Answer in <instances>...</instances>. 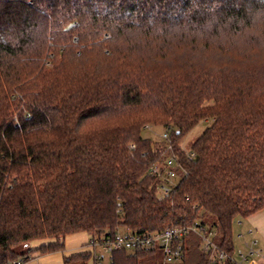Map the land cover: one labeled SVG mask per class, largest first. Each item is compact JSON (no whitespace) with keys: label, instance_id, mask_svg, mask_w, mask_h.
<instances>
[{"label":"trees","instance_id":"trees-1","mask_svg":"<svg viewBox=\"0 0 264 264\" xmlns=\"http://www.w3.org/2000/svg\"><path fill=\"white\" fill-rule=\"evenodd\" d=\"M263 209L264 0H0V264L76 233L194 225L233 255L234 221ZM191 233L172 264H212ZM90 263L88 247L61 264Z\"/></svg>","mask_w":264,"mask_h":264},{"label":"built area","instance_id":"built-area-1","mask_svg":"<svg viewBox=\"0 0 264 264\" xmlns=\"http://www.w3.org/2000/svg\"><path fill=\"white\" fill-rule=\"evenodd\" d=\"M164 136L167 137V134L165 133ZM167 165L175 166L176 158L174 156L169 157ZM158 170L159 167L157 166L153 168L154 172ZM166 175L169 182H172V179L177 175V171L175 168L169 167ZM162 188L165 192H169L171 185L167 183ZM190 232L198 233L203 238L205 249L212 251V264H219L218 261L224 260L225 258L231 259L234 264H240L234 261L233 255L218 247L212 239V231H207L205 228H200L195 225L188 227H167L159 232H137L120 229L114 235L92 238L90 239L89 247L94 252L93 264H110L113 261V252L119 248L158 251L162 253V258L159 261L160 264H172L184 258V241ZM30 259L32 258H20L8 264H25Z\"/></svg>","mask_w":264,"mask_h":264},{"label":"rangeland","instance_id":"rangeland-1","mask_svg":"<svg viewBox=\"0 0 264 264\" xmlns=\"http://www.w3.org/2000/svg\"><path fill=\"white\" fill-rule=\"evenodd\" d=\"M210 121H201L183 140V148L187 151H190V145L192 141H194L198 136L202 134L205 128L209 125ZM166 132V129L162 126H149L145 127L142 130V135L144 137L153 139V140H162L163 135ZM179 181V178H173L172 183H176ZM257 235L255 233H250L248 224L246 219L238 218L233 223V241L235 250L233 253L234 261L240 264H249L252 260H261V256L259 253L260 249L264 250V241H261L259 244L256 243L255 237ZM90 236L86 232L72 234L67 237V244L72 240L76 244V250L87 249L89 247ZM189 239H194V245L191 248L194 249V256L192 258L193 262L199 259L200 253L202 252V248L204 245L203 238L198 233H191L188 235ZM86 243V244H85ZM85 244V245H84ZM74 252V251H73ZM68 251L66 252V254ZM72 253V252H71ZM70 254V253H68ZM109 256V253H108ZM260 256V257H259ZM108 260V259H107ZM93 264V263H90ZM157 264H160L158 262ZM264 264V261L261 262Z\"/></svg>","mask_w":264,"mask_h":264},{"label":"crops","instance_id":"crops-1","mask_svg":"<svg viewBox=\"0 0 264 264\" xmlns=\"http://www.w3.org/2000/svg\"><path fill=\"white\" fill-rule=\"evenodd\" d=\"M250 233H255L257 236L255 237V240L257 244H259L261 241H264V209L261 211H258L249 217L246 218ZM82 233V232H81ZM89 241V240H88ZM67 244V238L65 240V249L62 251H57L53 253H48L44 255L34 254L29 261H27L25 264H61L63 261V258L65 255L71 252H76L80 250H76L77 247L74 241L69 242V245ZM86 244V243H85ZM84 244V245H85ZM68 253L66 254V252ZM261 260H252L249 264H261V262L264 261V250H259ZM259 256V257H260Z\"/></svg>","mask_w":264,"mask_h":264}]
</instances>
